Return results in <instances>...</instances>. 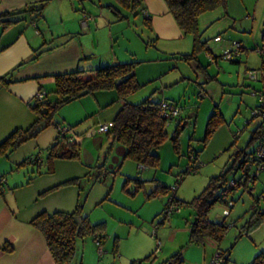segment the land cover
<instances>
[{
	"label": "rangeland",
	"instance_id": "1",
	"mask_svg": "<svg viewBox=\"0 0 264 264\" xmlns=\"http://www.w3.org/2000/svg\"><path fill=\"white\" fill-rule=\"evenodd\" d=\"M70 3L80 20L84 17L90 22L89 33H79L84 34L82 37L91 36L84 47V52L90 55L86 67L94 69L99 64L97 57L105 62L104 59L115 52L128 54L130 59L120 62L137 63L134 75L141 88L130 94L126 102L139 103L149 96L158 100L163 85L166 87L162 97L177 104L178 116L167 121L166 140L155 151L157 167L139 170L132 161L121 160L122 147L119 144L107 140L105 134L92 132L95 126L106 124L98 122H102L101 118L108 115L109 109L119 103L100 111L94 109L93 113L91 109L96 106L93 97L80 98L84 103L74 100L65 104L53 114L50 126L0 157V198L11 193L6 201L11 212L18 216L32 218L42 212L69 213L79 205L82 216L91 225L102 224V243L97 246L90 236L77 239L70 264H129L132 260L133 264H153V258L143 259L146 253L155 252L158 247L153 253L157 256L159 248L166 246L173 247V250L181 247L182 252L188 253L185 256L189 261L184 260L183 264H215L216 247L211 241L205 239L199 246L188 243L193 210L187 204L202 191L210 178L225 171L234 153L238 150L252 152L256 145H248L251 131L260 123L264 126L262 118L251 117V111L260 106L257 95H264V71L258 52L263 46L260 31L264 0H226L225 12L219 6L198 17L200 40L205 42L208 50L196 53L200 68L179 57L190 53V35H182L177 42L157 40L154 43L155 36H150L139 11L134 16L112 1L114 8L123 15L117 19L108 8H100L97 0H65L63 7L69 9ZM41 24V20L36 23L40 33L43 32ZM2 31L0 26V34ZM30 31L34 33L35 30L32 27ZM110 35L112 41L108 40ZM215 37L220 42H214ZM234 44L241 50L231 60L236 63H231L221 55ZM150 72L160 75L150 79ZM44 85L39 94L45 95L43 102L52 103L55 100L53 83ZM85 101L91 103L85 104ZM28 103L32 106L35 101L32 98L20 106L14 100L0 99V143L12 131L26 130L31 125L34 115ZM214 111L219 114L220 122L204 141L205 127ZM190 114L192 117L187 119ZM178 120L186 124L177 137L174 150L170 138ZM56 134L74 142L76 137L78 158L74 161L54 160V172L46 178H39V174H46L45 165L29 164L27 159L34 156L41 161L45 159ZM189 150L196 153L193 163H190L192 153ZM189 167L196 169L195 172L189 170L183 175ZM242 175L243 172L236 171L225 176L226 180L236 181ZM253 175L256 177L250 191L240 186L233 189L226 194L227 204L216 203L207 214L209 221L224 220L228 225L218 245L219 250L228 252L226 264H249L258 252L264 251V220L247 235L236 239L248 219L253 198L264 189V171L256 175L253 167L248 176ZM97 176L102 177V182L95 178ZM139 176L141 187L126 179ZM42 181L47 182V187L41 186ZM174 186L176 190L172 192ZM155 187L157 193L146 198ZM172 195L181 202L177 207L171 203ZM258 206L264 210L261 198ZM224 210L227 214L223 213ZM116 238L118 247L112 249Z\"/></svg>",
	"mask_w": 264,
	"mask_h": 264
},
{
	"label": "trees",
	"instance_id": "2",
	"mask_svg": "<svg viewBox=\"0 0 264 264\" xmlns=\"http://www.w3.org/2000/svg\"><path fill=\"white\" fill-rule=\"evenodd\" d=\"M114 1L116 6L132 14H135L141 5V0ZM162 1L179 31L183 35H190L192 37L190 53L180 55V59L184 62H193L196 68H200L196 63V53L200 50L206 51L207 48L205 42L200 40L197 26L198 17L219 6L225 12L226 0ZM46 2L40 1L29 4L18 11L0 13L1 28L6 29L24 15L32 16V20L35 21L41 17V11ZM111 11L117 19L122 18L123 15L114 7L111 8ZM142 20L149 30V20L146 18ZM260 42L264 46V18L261 25ZM240 50L241 48L238 51ZM40 53L41 51L37 50L33 58H36ZM259 57L261 69L264 71V50L263 54L259 55ZM231 60L229 62L236 63ZM136 65L137 63L132 61L126 63L116 62L99 66L89 71L75 69L71 72L52 75V93L55 96V100L52 103H48L43 102V95L40 100L34 96V105L30 106L29 103L27 104L34 115L33 122L26 130L19 129L12 131L0 143V157L5 156L9 150H15L20 145L28 142V140L34 138L42 130L50 126L53 114L59 107L82 97L93 95L96 92L113 91L116 101L120 103V107L111 122L112 128L105 135L107 138H111L112 142H116L122 147L123 158L132 161L139 170L146 168L155 169L158 163V155L155 151L166 140L165 126L167 121L161 117L158 106L159 102L151 101V96L135 104L126 102L130 94L141 88L134 75ZM8 80V75L0 77L1 83L7 84ZM166 103L177 107L175 103ZM219 122V114L214 111L207 121L204 131V141L207 139L206 137L212 134ZM182 124L180 120L177 121V125L170 138L171 147L174 150H176V141ZM263 130L264 126L262 123L257 125L251 131L248 145L251 143L256 144L260 140ZM77 147L75 142L69 141L68 138H59V134H56V137L47 150L45 159L41 161L38 156H34L28 158L27 163L35 166L43 164L46 167V174H51L53 173L54 160L70 161L77 159ZM189 151L192 153L190 163H193L192 161L195 162L196 153L192 150ZM251 154L252 152L247 153L243 150H238L234 153L231 163L226 166L225 171L217 177L210 178L202 191L187 204L193 210V222L188 235L189 241L199 245H202L205 239L211 241L216 247L215 254L221 259V264L228 262V252H224L218 248L219 243L225 236L228 225L224 220L218 222L209 221L207 214L216 203L222 205L227 204L225 199L226 194L233 189L240 186L250 191L255 177L248 176L246 164ZM189 170L195 172L196 169L189 167L188 170L184 171L183 175H187ZM236 171L243 172L241 179L236 181L233 179L231 181L226 180L225 175L227 173L234 174ZM99 178L97 177V180L102 182V177L99 176ZM132 181L136 184L139 183L137 180ZM177 182L176 184H178ZM175 186L172 192L176 190ZM161 190L164 191L165 188ZM263 192L264 189L257 198H253L248 219L241 227L236 239H239L242 235H247L248 232L264 220V210H260L258 206V200ZM156 193L157 189L148 194V198L153 197ZM173 195L171 203H175L177 207L181 202L179 203ZM164 210V213H166V209ZM223 212L227 213V210ZM29 224L43 236L45 247L52 264H69L75 252V242L77 239L90 236L93 237V240L96 242L95 244L99 246L103 230L102 224L91 225L87 218L82 216L79 205H75L69 213L53 212L46 214L42 212L33 217L29 221ZM3 250L9 253L11 252V247L6 245ZM163 264H182L180 253L174 254ZM249 264H264V251L258 252Z\"/></svg>",
	"mask_w": 264,
	"mask_h": 264
},
{
	"label": "crops",
	"instance_id": "3",
	"mask_svg": "<svg viewBox=\"0 0 264 264\" xmlns=\"http://www.w3.org/2000/svg\"><path fill=\"white\" fill-rule=\"evenodd\" d=\"M40 1H47L41 11L40 18L33 21L32 16L24 15L14 24L8 26L6 29H2L3 31L0 34V77L8 75L9 79L7 84L0 82V99L14 100L20 106H24L23 103H27L29 99L34 98L36 93L42 92V85L45 86L44 84L50 85V83H53V80L51 79L52 75L71 72L75 69L81 71L93 70L86 67V62H89L90 55H87L84 52V47L87 46L86 41H90L91 36L86 34V36L82 37L84 34H79L81 32L89 31L88 23L90 22H88V18L84 17L80 20V15L73 13L72 3H70L69 10L67 6V9L63 7L65 0H0V13L18 11L29 4ZM97 1L100 3V8H103L104 6L108 8L111 13V8L114 7L112 1L116 6L114 0ZM101 12L102 11H100V13ZM137 12L140 13L142 19L146 18L149 20L150 36H155L153 40L154 43L157 40L177 42L182 38L183 34L175 25L162 0H141V5L136 13ZM40 20L42 22V33L39 32L36 25ZM32 27L35 30L34 33H31L30 31ZM108 40L112 41V35L109 36ZM37 43H40L39 46ZM230 48L231 46L229 49ZM37 50L41 51V53L36 58H33L34 53ZM98 58L100 59L99 64L95 68L116 62L118 63L122 59H130L128 54H119L118 52H115L111 57L104 59L105 62H101V57H97V60ZM82 64H84L85 67H82ZM149 75H151L150 79H153L154 77L158 78V75L160 74H151L150 72ZM165 87L166 86L163 85L160 86L161 91H159V93L161 98L153 100L155 99V96H153L150 98L151 101L156 103L162 101L175 103L162 97ZM105 92L106 93L96 92L93 95H89L90 97H82H93L96 106L93 107L92 105V113L94 109L100 111L101 109H106L108 106L117 102L115 95L111 93V91ZM5 93H11L12 95H5V98V96H3ZM78 100L79 102L84 103L83 99ZM88 103H91V101H85V104ZM119 107L120 103L119 106L114 105V107L110 108L108 115L101 118L102 122L98 123L112 122ZM191 117L192 114L189 115V118ZM93 134L95 133L93 132ZM107 140L112 142L111 138H108ZM75 143L78 146L79 142L75 140ZM77 148H79V146ZM78 155L79 149H77V158ZM123 159L122 149L121 160ZM51 174H45L44 176L39 174V178H46V176ZM97 177L95 178L97 179ZM126 179L128 180L129 178ZM130 180H137L139 183L136 184V186L141 187L142 182L140 176L139 178ZM45 183L47 182L42 181L41 186L47 187ZM45 187L43 193L46 192ZM155 189L157 188L155 187L154 190ZM10 195L11 193H7L4 198H0V210L2 211L0 212V264H52L51 258L45 247L43 236L29 224V221L33 217L18 216L12 213L8 202L6 201L7 198H10ZM146 198H148V195ZM100 243H102L101 240ZM188 243L194 244V246H199V244L190 242L189 237ZM6 245L11 247V252L6 253L3 250ZM117 247L118 240L116 238L112 245V249H117ZM173 249L174 248L170 246L159 248L160 251L157 256H154L155 254L153 253H155L156 250L158 251L157 247L155 252L153 250L146 253L143 259L153 258L151 263L163 264L174 254L179 252L182 264L184 263V260L189 261V258L185 256L188 253L186 254V251L185 253L182 252L181 247L175 250ZM191 251H197V249H191ZM133 263L134 260L129 264Z\"/></svg>",
	"mask_w": 264,
	"mask_h": 264
},
{
	"label": "built area",
	"instance_id": "4",
	"mask_svg": "<svg viewBox=\"0 0 264 264\" xmlns=\"http://www.w3.org/2000/svg\"><path fill=\"white\" fill-rule=\"evenodd\" d=\"M213 41L219 42V38L215 37L213 38ZM239 49L240 47L237 44H234L230 49L223 50L221 58L229 61L232 58L237 56ZM260 49L258 50V52H259V55H262L264 46H262ZM249 78L253 79V75L249 74ZM41 97H42L41 94L39 93L35 94L36 99L40 100ZM257 98H258V101L260 102V106L254 109L253 111H251V117L252 118L260 117L262 118V120H264V96L262 94H258ZM158 106L160 108L161 117L164 118V120L169 121L170 119H173L178 116V113H179L178 107L172 104L166 103V102H159ZM111 128H112V123L110 122V123L95 126L93 129V132L97 134H107L109 133ZM75 140H76V137H75ZM69 141L74 142V140H69ZM255 145L256 146L252 150V154L249 156V161L246 164L247 174H248V171L252 169L253 167H255L256 175L264 171V130H263V134L260 140ZM253 176L256 177L255 175ZM260 198L264 200V192L261 194ZM223 213L227 214L226 212H223ZM213 262L215 264L222 263L221 259L216 254L214 256Z\"/></svg>",
	"mask_w": 264,
	"mask_h": 264
},
{
	"label": "water",
	"instance_id": "5",
	"mask_svg": "<svg viewBox=\"0 0 264 264\" xmlns=\"http://www.w3.org/2000/svg\"><path fill=\"white\" fill-rule=\"evenodd\" d=\"M187 119H189V116L187 117ZM185 124H186V122H184V124H182L180 128L182 129Z\"/></svg>",
	"mask_w": 264,
	"mask_h": 264
}]
</instances>
